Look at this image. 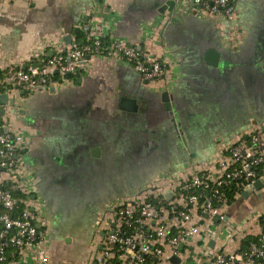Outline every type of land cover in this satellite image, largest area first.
Returning <instances> with one entry per match:
<instances>
[{
    "label": "crops",
    "instance_id": "0c3cea01",
    "mask_svg": "<svg viewBox=\"0 0 264 264\" xmlns=\"http://www.w3.org/2000/svg\"><path fill=\"white\" fill-rule=\"evenodd\" d=\"M235 6L230 21L202 13L192 0H0V81L34 51L53 55L69 35L76 39L84 21L100 24L110 44L124 39L148 49L172 79L146 81L133 64L103 53L89 56L54 91L20 88L1 99L2 115L26 137L18 155L31 189L26 202L40 212L51 264L95 263L114 205L165 173L179 179L215 173L227 144L256 125L264 129V0H235ZM234 26L240 38H231ZM209 51L218 55L217 65ZM134 99L136 111L126 110ZM1 178L8 187V174ZM245 191L223 206V218L199 220L211 235L181 244L169 260L209 264L206 249L240 255L242 239L259 236L264 216V186ZM165 217L173 233L183 227L175 212ZM238 225L243 232L232 233ZM6 264L38 263L10 250ZM115 264L137 263L128 253Z\"/></svg>",
    "mask_w": 264,
    "mask_h": 264
},
{
    "label": "built area",
    "instance_id": "2783aa9c",
    "mask_svg": "<svg viewBox=\"0 0 264 264\" xmlns=\"http://www.w3.org/2000/svg\"><path fill=\"white\" fill-rule=\"evenodd\" d=\"M192 3L202 13L236 20L235 0H192ZM232 29L231 38H240V30L236 26ZM79 30L86 34L88 41L84 44L74 39L58 48L53 55H48L47 51L43 55L34 51L24 66L6 68L0 81V264L7 260L6 251L11 246L22 254L24 260L51 264L44 243L45 231L37 225L40 212L36 208L31 209L27 203L31 189L20 169L18 155L26 148V137L9 118L2 115L1 96L20 88L40 91L70 83L87 57L103 53L133 64L146 81L172 80L166 63L148 49H140L124 39H115L108 48H104L102 26L93 22H82ZM246 134L247 138L240 136L234 143L226 145L227 154L219 160L220 167L215 173L198 172L184 179L165 173L157 176L147 189L114 205L103 248L96 253L93 264H115L117 258L128 253L137 264H171L169 256L176 254L181 244L190 243L198 235H211L213 229H203L199 220L206 218L212 223L214 217H224L223 206L228 205L225 188L234 183L235 195H239L252 189L255 181L264 179V171L258 170V166L264 163V129L256 125ZM4 172L11 180L8 187L2 186ZM14 190L24 197L18 198ZM156 191L158 194L153 196ZM166 191L171 192V197L165 195ZM20 202L24 207L19 211L17 206ZM168 211L175 212L184 221L176 233L165 217ZM148 228L152 231L150 234H147ZM231 230L232 233L243 232L240 225ZM166 247L170 249L169 254ZM146 255L156 257L157 261H148ZM203 255L209 264H238L239 260L243 264H264V221L258 241L250 245L246 254L206 249Z\"/></svg>",
    "mask_w": 264,
    "mask_h": 264
},
{
    "label": "trees",
    "instance_id": "16d2710c",
    "mask_svg": "<svg viewBox=\"0 0 264 264\" xmlns=\"http://www.w3.org/2000/svg\"><path fill=\"white\" fill-rule=\"evenodd\" d=\"M76 39L79 41L80 44L82 43H85L87 42V38H86V34L80 30L79 32H77L76 34ZM102 43H103V46L104 48H108L109 47V40L107 39V37H102ZM248 141V140H247ZM258 170L260 172H263L264 171V163H262L261 165L258 166ZM234 183H232L231 185H229L228 187L225 188V191H226V195L228 197V202L229 203H233L235 201V194H236V189L235 187L233 186ZM7 187V186H6ZM14 194L18 197V198H23L24 195H22L18 190H14L13 191ZM243 192V191H242ZM241 192V193H242ZM210 193V192H208ZM155 200V199H153ZM156 201V200H155ZM217 204V203H216ZM24 207V204L22 202H20L17 206V210H21L22 208ZM16 214V213H15ZM261 223L264 221V216L261 217L260 219ZM259 239V236H253V235H246L243 239H242V242H241V247L239 249V252L242 253V254H246L249 249H250V245L253 243V242H257ZM13 251V250H16L17 249L13 246L11 247H8L7 248V257H8V252L9 251ZM257 261H260L259 258L256 259ZM7 263V260L3 263V264H6Z\"/></svg>",
    "mask_w": 264,
    "mask_h": 264
},
{
    "label": "water",
    "instance_id": "95a60500",
    "mask_svg": "<svg viewBox=\"0 0 264 264\" xmlns=\"http://www.w3.org/2000/svg\"><path fill=\"white\" fill-rule=\"evenodd\" d=\"M170 5L172 6V3L170 2ZM106 30L107 29H105V32H106ZM76 32H79V29L77 28L76 29ZM67 39L69 40L68 42L70 43L71 42V36L69 35L68 37H67ZM82 44H84V43H82ZM264 49V48H263ZM207 56H209V58H210V63L211 64H214V65H217V58H218V55L214 52V51H209V53L207 54ZM88 58V57H87ZM51 90L52 91H54L55 90V88H51ZM164 97H165V101H166V106H167V109H170V105H169V101H170V96H169V93H167V92H165L164 93ZM1 99L2 100H5V101H7L8 100V95L7 94H3L2 96H1ZM4 101V102H5ZM123 101V100H122ZM134 101L135 102H133L132 101V105H133V108L132 109H128L126 106H125V109L126 110H129V111H136V106H137V104H136V100L134 99ZM3 103V102H2ZM14 103H15V99H12L11 100V104L12 105H14ZM123 104V103H122ZM124 107V106H123ZM245 138H247V136H245ZM264 186V183H263V181L262 180H257V181H255L254 182V187L256 188V189H261L262 187ZM167 196H169V197H171V192L170 191H167L166 193H165ZM243 195H248V191H245L244 193H243ZM219 219V217H217V220ZM213 243V242H212ZM211 243V244H212ZM181 247V249L183 248V245H181L180 246ZM170 261L173 263V264H180L181 263V259L180 258H178L176 255H173V256H171L170 257Z\"/></svg>",
    "mask_w": 264,
    "mask_h": 264
},
{
    "label": "rangeland",
    "instance_id": "374dc122",
    "mask_svg": "<svg viewBox=\"0 0 264 264\" xmlns=\"http://www.w3.org/2000/svg\"><path fill=\"white\" fill-rule=\"evenodd\" d=\"M119 202L118 203H120L121 202V200H118Z\"/></svg>",
    "mask_w": 264,
    "mask_h": 264
}]
</instances>
